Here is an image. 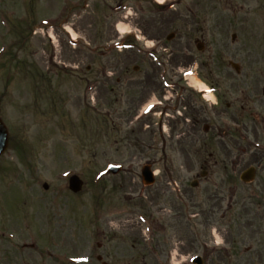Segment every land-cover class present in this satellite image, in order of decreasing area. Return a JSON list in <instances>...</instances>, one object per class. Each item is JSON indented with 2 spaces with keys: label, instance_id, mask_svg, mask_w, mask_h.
<instances>
[{
  "label": "rangeland",
  "instance_id": "374dc122",
  "mask_svg": "<svg viewBox=\"0 0 264 264\" xmlns=\"http://www.w3.org/2000/svg\"><path fill=\"white\" fill-rule=\"evenodd\" d=\"M116 1L0 0V44L10 42L15 55L14 88L6 80L14 96L3 99L1 119L17 138L0 158V264H100L97 255L107 264H175L202 246L215 251L206 264H264V0L251 33L213 34L221 47L212 40L197 66L174 68L180 82L166 90L134 70L137 45L157 35L128 38L135 47L117 50L118 24L131 26L126 13L112 12ZM138 1L128 3L151 10ZM187 68L210 89L205 98L181 89ZM31 70L47 76L46 90L30 91ZM153 99L169 105L143 110ZM146 160L158 172L149 187L140 181ZM110 163L124 172L113 176ZM250 165L256 178L243 184L238 175ZM73 173L83 180L76 194L67 188Z\"/></svg>",
  "mask_w": 264,
  "mask_h": 264
},
{
  "label": "flooded vegetation",
  "instance_id": "af4514ba",
  "mask_svg": "<svg viewBox=\"0 0 264 264\" xmlns=\"http://www.w3.org/2000/svg\"><path fill=\"white\" fill-rule=\"evenodd\" d=\"M138 1V0H137ZM148 6L151 7V10L146 11L143 5H140L142 9L141 12L137 15L135 13L137 21L134 22L130 20L128 14H130L129 8L136 10V6L127 7L126 15H123V18L127 19V26L129 32L132 34H155L157 35L152 40V45L155 44L164 45V52L161 53V59L158 58L157 49L152 48L149 51L140 48L139 50V68L142 67L143 72L145 73L146 79L158 81L161 85L162 80L169 82L175 81V76L172 75L176 68L179 65L185 66L190 65L191 63L197 64L198 59L203 56L208 44L215 40L216 43H210L214 48L221 47V42L219 38L213 39V34H226L227 31L232 30V36L235 32L241 35H246L252 32L253 26L256 24L257 18V2L258 0H145ZM263 1V0H262ZM129 0H119L118 8H116L115 13L118 15L120 12H125L126 5ZM139 2V1H138ZM154 2L161 3L160 5H155ZM163 2V4H162ZM86 4H81V7L85 8ZM147 7V6H146ZM148 8V7H147ZM219 8V10H217ZM145 10V11H144ZM217 13L215 15L214 13ZM154 23L155 26H149V24ZM139 25V27H133V25ZM149 26V27H148ZM161 35V36H160ZM163 35H166L163 40ZM160 36V37H159ZM167 36H170V39H167ZM32 38V37H31ZM79 45V43H78ZM141 45L144 47L147 45L146 42H142ZM170 45V49L166 48ZM0 46H5V43H1ZM7 48L0 50V118H1V106L3 98L14 96L13 90L10 91L7 87L6 80L12 79V74H5L3 72H10V67L15 61V55L13 52H9ZM11 47V46H10ZM96 47V44H94ZM155 57V60L153 57ZM180 59H179V58ZM3 59V60H2ZM8 59L10 63H4L3 61ZM196 61V62H195ZM2 62V63H1ZM6 64V65H3ZM240 67V66H239ZM87 70L90 69V66H87ZM241 70V68H240ZM14 71V67L12 71ZM163 72L161 78L160 73ZM150 73H155V76H151ZM240 74V73H239ZM238 75V74H237ZM28 78H34L30 81L28 86L31 87L30 91L37 90H46L48 88V78L44 73L35 72L31 70V74L28 75ZM152 77H154L152 79ZM4 79V80H3ZM14 78L10 81L11 89L14 88L13 81ZM117 83H120L119 79L115 80ZM147 81V80H146ZM4 82V84H2ZM91 89L93 88V83L91 82ZM142 91L145 86H141ZM114 89V87H111ZM28 90V89H27ZM93 95V94H92ZM91 95V98L94 97ZM116 100L117 94L113 95ZM16 98V97H14ZM13 103V102H12ZM94 105L92 106L96 109ZM11 128V127H10ZM8 129V141L17 140L16 135L12 132V129ZM15 136H14V135ZM1 195V194H0ZM147 199H150L149 202L153 203L156 199V196L146 195ZM177 214V212H174ZM192 213H196L194 210ZM198 214V213H196ZM1 219H0V236H1ZM158 241V240H156ZM24 247V246H23ZM25 264H30L25 261Z\"/></svg>",
  "mask_w": 264,
  "mask_h": 264
},
{
  "label": "water",
  "instance_id": "95a60500",
  "mask_svg": "<svg viewBox=\"0 0 264 264\" xmlns=\"http://www.w3.org/2000/svg\"><path fill=\"white\" fill-rule=\"evenodd\" d=\"M0 130L2 131V137H1V143H0V153L5 149L6 147V144H7V139H6V131H5V128L3 126V124H1L0 122ZM109 169L111 171L116 172L118 171L119 167L118 166H110ZM253 176H254V170L252 167L248 168L247 170H245L241 176H240V179L244 182H249L253 179ZM143 177L144 179H150L151 180V175L149 173V170H147V168H144L143 169ZM69 188L72 190V191H78L80 190L79 188H81V180L77 177V176H72V178H69ZM146 183V182H145Z\"/></svg>",
  "mask_w": 264,
  "mask_h": 264
},
{
  "label": "bare ground",
  "instance_id": "6f19581e",
  "mask_svg": "<svg viewBox=\"0 0 264 264\" xmlns=\"http://www.w3.org/2000/svg\"><path fill=\"white\" fill-rule=\"evenodd\" d=\"M117 29H118L119 32H121V33H124V32H125V27H124L123 24H118ZM189 80H190V82H191L193 85H195V86L197 85L199 90H205V89H204L205 86H203V85H201V84L198 85V81H197L196 78H193V77H192V78H190Z\"/></svg>",
  "mask_w": 264,
  "mask_h": 264
}]
</instances>
